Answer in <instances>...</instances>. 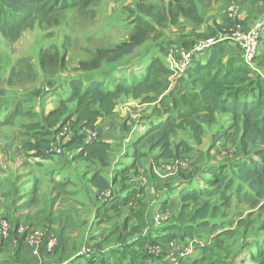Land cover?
Returning a JSON list of instances; mask_svg holds the SVG:
<instances>
[{
    "label": "trees",
    "instance_id": "1",
    "mask_svg": "<svg viewBox=\"0 0 264 264\" xmlns=\"http://www.w3.org/2000/svg\"><path fill=\"white\" fill-rule=\"evenodd\" d=\"M95 2L96 0H0V37L6 43L14 44L24 32L34 28L43 30L45 27H57L61 24L59 18L63 14L70 10L82 12ZM173 2L174 0L167 6L171 21L181 16L197 19L193 8L187 10L183 4L176 2L175 6ZM151 17L154 23H150L145 14L134 16L131 21L133 31L128 39L117 44L115 50H110L114 53V60L131 53L143 43L146 37L144 35L148 33L144 32L146 29L150 33L156 31L158 13L155 18ZM222 23L225 28L231 25L226 18ZM64 41L65 46L68 45L69 38L65 37ZM192 44L188 43L185 48H190ZM98 51L97 53H102ZM205 53L208 56L204 62L199 61L191 66L173 83L169 79L171 71L158 59H153L148 64L145 73L136 83L118 81L113 88H105L97 80L84 84L80 79H69L67 95L57 98L56 108L47 115H41L39 121L20 122L22 135L31 138L28 142L23 140L20 149L25 158L29 156L26 155L28 152H32L34 157L45 156L53 147L49 138L51 130L68 123L70 127L77 128L78 133L73 134L62 149L68 155L78 151L73 159H84L92 164L96 162L103 167L107 165L111 145L97 140L87 141L83 132H93L99 117L110 116L122 95L139 99L140 103L149 105L151 116L144 133L131 138L133 163L122 170L118 182L116 177L112 179V185L102 179L100 171L95 172L90 179L94 186L100 188L99 192L117 191L114 184L118 183V193H122L124 197L116 203L134 209L139 207L145 188L139 187L136 180L141 161L151 157L150 161L160 167L173 160L183 159L180 158V149L185 151L189 147L181 140L174 145L170 138L183 129H190L194 139L199 141L206 133V127L218 123L217 129L211 133V146L237 145V153L229 156L230 159L225 162L207 164L200 169L205 178L201 180L204 183L199 189L180 190L178 196L181 206L177 216L170 217L157 229L155 235L152 236L151 231L156 228L149 229L144 237L137 240L139 246L142 243L145 247L142 260H149L147 246H165L171 241H178L191 242L192 245L194 243L201 249L203 256L194 264L199 261L202 262L199 264H236L235 258L240 255H246L250 264H264V30L252 66L244 62L240 48L229 40L217 41ZM65 56V52L58 48L53 51L51 47L41 49L35 61L37 69L54 76V73L64 67ZM97 60L99 59L95 56L92 60L81 62L80 71H95L100 63ZM35 70L30 59L20 58L10 67L5 83L12 87L36 82ZM2 77L3 66L0 64V85ZM5 93L0 88V98ZM68 103L73 105L70 113L66 107ZM91 106L96 108L92 109ZM13 107L0 121L1 128L11 125L13 119L20 115L21 105ZM221 116L229 117L225 124L220 123ZM248 145L256 147L255 151H246ZM154 152L156 156H151ZM125 155L129 156L128 153ZM142 174L145 177V173ZM126 175L135 178L134 181H126ZM198 175L195 173L190 179L196 177L195 180L198 181ZM191 202L194 204L191 205ZM131 203L135 204L134 208L130 206ZM235 205L241 207V211L235 215L237 218L224 222L216 220L219 215H223L222 209ZM254 215L261 220H249ZM250 227L253 229L248 233ZM235 235L239 237L234 243H240L241 246L236 252L233 251L236 245L220 248L225 255L223 260L219 257L210 258L215 255L213 248L208 244L200 246L201 243L197 241L207 242L212 239L218 246L222 244L223 236ZM88 248L92 255L86 260L90 264H102V252Z\"/></svg>",
    "mask_w": 264,
    "mask_h": 264
},
{
    "label": "rangeland",
    "instance_id": "2",
    "mask_svg": "<svg viewBox=\"0 0 264 264\" xmlns=\"http://www.w3.org/2000/svg\"><path fill=\"white\" fill-rule=\"evenodd\" d=\"M172 1L173 0H96L95 4L87 10L82 12L70 10L63 14L59 18L61 19V24L57 27H45L43 30L34 28L24 32L19 41L14 44H8L0 37V62L3 66V77L0 88L6 92L2 99H0V107L2 109L5 103L9 102V105L11 106L7 111V113H9L14 108L13 106L16 104L21 105L20 115L13 119L14 124L11 123L8 127H4L0 130V164L7 165L10 163L12 158L9 159V156L13 157L14 147H18L17 149L21 148V142L27 139L26 136L21 133L23 129L20 128V122L29 123L39 121L41 115H47L51 110L56 108L58 106L57 98L61 96L65 97L67 95L66 87L69 79H80L84 84L97 80L101 82L105 88H113L118 81L136 83L139 81L140 76L144 74V70H142L143 64H141V58L143 56L145 57V62H147L151 59L148 60L149 58H146V56H151V53L165 54L166 50L172 46H182L180 41H183L185 38L191 40V43L195 44L197 42L207 41L208 39L218 40V37L223 35L225 27L222 26V20L225 19L224 13L226 15L229 8L222 13V0H174L173 3L175 6L177 5L176 2H179L180 4H183L182 6L186 7L187 10L193 8L198 16L196 20L190 18L191 16H181L174 21L170 20L171 16L167 7ZM235 1L243 8L255 9L264 7L261 5V2H263L262 0ZM157 13V25H155L156 31L150 33V30L146 29L144 32L148 33L147 35H144L146 37L143 43L135 47L131 53L114 60V53L110 52V50H115L117 44L128 39L133 31L131 21L134 16L136 14H140L141 16L145 14L147 20L150 23H154L151 16L155 18ZM253 14L254 13L251 14V11L249 12V15ZM236 19L243 24L238 16ZM217 21L219 23H216ZM217 26L222 27L218 28ZM65 37L69 38V43L66 46L64 41ZM48 47H51L52 51L58 48L66 54L64 67L61 71L54 73V76H49L39 71L35 63L40 50ZM98 50L102 51V53H97ZM205 54L206 53L199 54L198 58L194 60L193 65L197 64L199 62L198 60L204 61ZM95 56L99 59L97 61H100L99 67L95 71L81 72L79 64L81 62L92 60ZM20 58L31 60L36 69L37 80L36 82L21 83L9 87L6 85L5 79L10 67ZM140 65H142L141 75L135 76L134 74L139 72L138 68ZM132 75L134 76L131 77ZM178 76V74H174L171 71L169 79L173 83ZM45 89L48 91L46 92ZM42 91L44 93H42ZM37 96L40 98L38 99ZM42 99L44 101H42ZM72 103L66 104L69 113L73 106ZM123 104H128L129 107H127V111L120 112L119 109H121L120 107ZM91 108L95 109L96 107L91 106ZM149 108V105L140 103L139 99H134L129 95H122L116 102L110 116H102L97 119L106 120L107 128L111 129V132H113L110 139L112 143L110 149L116 152L115 157L113 158V161L116 160L113 167L124 159L125 153L131 154V138H133L135 134H140V132L143 133V131L147 129L149 124L148 118L151 116V110H149ZM73 119L75 120L76 116H74ZM111 119L114 121L113 124ZM65 125L67 126V131L59 141L55 140V135L61 130L63 125L56 126L51 130L49 138L51 143H53V147L52 150H49L42 158L43 163L46 164L45 167L48 169V172L57 169V167H53L47 162L49 157H53L55 164H58L61 159L58 155H63L64 153L66 155V151L62 149V147L73 137V134L78 133L77 128L70 127L68 123ZM217 127L218 123L206 127V133L199 141L194 139L195 136H193L190 129H183L178 135L170 138V142L174 145L181 140L189 147L188 150L185 151L182 148L180 149V151H182L180 158H183V160H190V167L188 170L175 171L171 170L170 167H166L163 173L158 166H154L150 169V157L142 160L143 163L138 167L139 171L136 180H142L145 182L144 185L148 186L149 189L154 188L155 198L159 203L162 201V196L169 193L171 188L175 187L178 182L176 188L186 189V185H184L186 184L185 179H189V177L195 172L199 174L197 177L198 181L203 180L205 174L203 175V173H200V169L205 166L204 155L206 160L211 158L213 161H216L217 159L218 162L221 163L230 159L229 156H233L239 149L237 145L225 146L222 144L209 146L208 141L211 138V133L216 130ZM124 128L127 131L124 130ZM87 132L90 133L91 131ZM83 134L85 136L86 131L83 132ZM122 134L124 135V139H120ZM53 139L57 143H55ZM206 145L208 150L204 152ZM255 149L256 147L248 145L246 151L254 152ZM54 150H59V153H56ZM4 151L6 154L3 153ZM211 153H213V157H211ZM151 156H156V153L154 152ZM16 157H20L19 154ZM44 157L46 158L44 159ZM20 159L22 160V157ZM14 161H12V164ZM218 162H212V164H218ZM108 163L109 162H107V165ZM89 165L92 169V167L97 166L98 163H89ZM110 165L112 166V164ZM71 170L73 171L74 176H78L79 169L72 168ZM150 171L153 173L155 171L153 175L155 178L150 174ZM129 173H131V171ZM142 173H145V177ZM40 174L41 179H39V188L36 189L34 196L35 198L38 197L39 193L41 194L39 197V203L41 202L42 194L47 193L52 187L48 185V173L45 174L44 177H42V172H40ZM126 178V181L128 182L134 181L135 179L128 177L127 175ZM25 179L26 178L23 177V180ZM188 183H191L190 179L188 180ZM189 188H196V183L193 182L190 184ZM155 189H159L160 191L156 192ZM193 204L194 203L191 202V205ZM136 209H138V207ZM240 211L241 207H238L237 205L230 206L229 208L222 209L223 215H219L216 220L220 222L233 220L234 218H237L235 215ZM170 214L171 216L174 215L172 213ZM1 217L3 216H0V218ZM249 220L260 221L261 219L254 215ZM146 228V232H148L149 229H158V227H152L151 225ZM252 229L253 227H250L248 233H250ZM125 236L128 237V235ZM238 237V235H235L234 237L223 236L221 238L222 244H218V246H216L217 243L212 239L207 242L197 241L201 243L200 246L208 244L209 247L211 246L213 248L215 255L210 258L216 259L219 257L223 260L225 255L222 254L220 248L236 245L237 243L234 242ZM5 242L6 241H4V243ZM140 246L141 248L137 250L139 255L143 253L144 244L140 243ZM82 248L83 247L79 249V252ZM193 249L197 251L195 259L201 260L203 256L201 249L194 243ZM246 261H248V259H246ZM199 263L202 262L199 261ZM248 263H250V261Z\"/></svg>",
    "mask_w": 264,
    "mask_h": 264
},
{
    "label": "crops",
    "instance_id": "3",
    "mask_svg": "<svg viewBox=\"0 0 264 264\" xmlns=\"http://www.w3.org/2000/svg\"><path fill=\"white\" fill-rule=\"evenodd\" d=\"M262 1L261 5L264 6V0ZM232 4L237 6L238 17L243 22L245 29L257 21L264 20V7L243 8L235 0H222V13ZM250 11L251 14H254L249 15ZM190 42L191 40L183 39L180 41L181 47H186ZM151 54V56H146L149 58L148 60L151 59L150 61L145 62L144 56L141 58L144 73L153 59H158L167 66L166 52L165 54ZM207 56L205 54V60ZM141 68L142 65L139 66V72L135 73V76L141 75ZM128 104H123L119 111H127ZM10 107L9 102L5 103L2 109L0 107V121ZM228 118V116H221L220 123L225 124ZM111 121L113 124L114 121L112 119ZM106 123V120H97L94 131L85 135L87 141L97 140L112 145L110 139L113 132L107 128ZM3 128L0 127V130ZM143 133H137L134 137L137 138ZM26 138L25 141H31V138ZM121 138L124 139L123 134ZM208 142V145L211 146L210 139ZM206 150H208L207 145L204 152ZM3 153L6 154L5 151ZM76 153L78 151L70 155H65V153L58 155L61 157L58 164H55L53 157L50 156L47 162L53 167H57L50 172L45 167L46 164L43 163V157H34L32 152H28L26 155L29 156L25 158L21 149L16 150V147H14L13 157L9 156V159L15 160L14 163L12 164L10 161L7 165L0 164V216L5 217H1L0 220L8 224L7 238L4 240L7 244L3 242L0 247V264H90L86 260L87 257L78 254L79 249L86 246L102 252V264H147V261L142 260V254L137 253V250L141 248L137 244V240L144 237L146 227L151 225L153 213L162 212L169 217L177 216L181 206V200L178 196L181 189L176 188L179 182L171 188L169 193L162 196L161 203L156 201L154 188L149 189L148 186H145L138 209H131L116 203L117 200H123L124 197L121 195L122 193H118V183L114 184L117 191H111L112 198L106 199L99 197L100 188L94 186L90 179L95 172L100 171L102 179L106 180L108 184L113 183L114 177L117 178L116 182H118L122 170L133 163L132 151L129 156L124 154V159L113 167L116 161H113L116 152L111 149L109 150L108 165L103 167L91 166L92 169L84 159H73L72 157ZM18 154L20 157H16ZM213 156L211 153V157ZM212 162H218V160L213 161L211 158L206 160L204 155L205 166L212 164ZM154 166L150 161V169ZM189 167L190 160L186 159V165L178 171L188 170ZM72 168L79 169L78 176H74ZM161 170L164 173L165 169ZM40 172H42V177L48 173V185L52 187L47 193L42 194L39 203L41 194L39 193L38 197L35 198L34 196L36 189L39 188ZM150 174L154 175L151 171ZM23 177L26 179L23 180ZM189 179H185L186 184H184L187 190L199 189L203 184V182L195 180L196 177L190 179L191 183H188ZM193 182L196 183V188H189ZM159 189H155L156 192L160 191ZM170 213L174 215L171 216ZM21 229L40 234L42 241L37 246L29 248L25 244L24 236L20 232ZM156 231L158 230L156 229L151 233L152 236L156 234ZM49 239L55 240V244L51 248L46 244ZM240 246V243H237L233 251L236 252ZM194 250L191 249L181 264H194L197 260L195 259L197 251ZM246 259H248L246 255H240L235 258V263L250 264L248 263L249 259L248 261Z\"/></svg>",
    "mask_w": 264,
    "mask_h": 264
},
{
    "label": "built area",
    "instance_id": "4",
    "mask_svg": "<svg viewBox=\"0 0 264 264\" xmlns=\"http://www.w3.org/2000/svg\"><path fill=\"white\" fill-rule=\"evenodd\" d=\"M224 16L226 19L230 20L231 25L229 28H224L223 35L219 36L218 40L208 39L207 41L197 42L192 44L190 48H184L181 46H172L168 48L166 50V58L169 70L174 74L183 75L191 66H193L194 60L198 58L199 54L205 53L213 44L222 40H229L237 45L240 48L244 62L247 65L252 66L253 60L259 50L260 40L264 30V20L257 21L251 27L245 29L243 24L236 19L238 16V10L235 4H232L229 7L227 14L225 15L224 13ZM45 91L47 92L48 90L45 89ZM66 131L67 126H62L61 130L55 135V140L59 141ZM86 133L89 132L86 131ZM54 151L59 153V150ZM185 165L186 160L177 159L160 166V168L165 169L166 167H170L171 170L178 171V169L184 167ZM137 181V185H139V187H145V182L142 180ZM99 197L111 199V190L100 191ZM130 206L134 208L135 204L131 203ZM169 218L170 217L167 214L155 212L151 218V226L159 228L163 226ZM20 232L23 234L25 244L29 248L37 246L42 241V236L38 233L24 231L22 229ZM7 233L8 224L5 221L0 220V246L7 238ZM146 234L147 232H145V235ZM46 244L51 248L54 246L55 240L49 239ZM192 248L193 245L191 242L181 243L178 241H171L165 246H161L160 244L147 246L146 251L149 256L147 264H180L191 252ZM91 255L92 251L87 247H83L79 252V256L89 258Z\"/></svg>",
    "mask_w": 264,
    "mask_h": 264
}]
</instances>
